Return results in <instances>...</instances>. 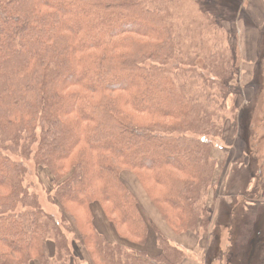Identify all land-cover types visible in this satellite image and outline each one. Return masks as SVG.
<instances>
[{
	"label": "trees",
	"instance_id": "1",
	"mask_svg": "<svg viewBox=\"0 0 264 264\" xmlns=\"http://www.w3.org/2000/svg\"><path fill=\"white\" fill-rule=\"evenodd\" d=\"M173 6L0 0V264H74L75 246L89 264H185L125 171L175 235L208 233L229 154L214 151L239 68L231 46L207 50ZM217 13L206 16L223 32ZM30 163L62 221L28 186ZM94 204L131 246L107 241ZM150 228L156 255L143 249Z\"/></svg>",
	"mask_w": 264,
	"mask_h": 264
},
{
	"label": "rangeland",
	"instance_id": "2",
	"mask_svg": "<svg viewBox=\"0 0 264 264\" xmlns=\"http://www.w3.org/2000/svg\"><path fill=\"white\" fill-rule=\"evenodd\" d=\"M173 5L175 14L181 16L179 21L195 28L200 41L209 42L207 50L215 48L223 52L231 46L239 68L226 98L228 119L219 139L221 146L214 151L217 156L220 149H230L225 169L213 190L214 221L207 233L205 252L198 248L192 255L202 259L199 264H264V0H173ZM208 10L218 11L225 20L221 23L223 32L219 30V22L206 16ZM28 166L27 184L31 191L39 195L46 212L62 221L59 207L49 201L44 185H39L34 164ZM122 178L142 207L153 209L158 229L173 242L180 243V236L169 229L136 176L125 171ZM233 191L240 193L233 197ZM93 208L102 234L112 241L111 231L105 225L109 224L117 240L131 246L115 233L99 205L94 204ZM153 235L156 232L150 228L149 238ZM70 238L78 237L70 234ZM197 240L196 236L192 237L189 244L195 246ZM150 242L149 239L143 249L155 254L157 251L151 248ZM74 251V264H89L88 254L83 255L76 246Z\"/></svg>",
	"mask_w": 264,
	"mask_h": 264
},
{
	"label": "crops",
	"instance_id": "3",
	"mask_svg": "<svg viewBox=\"0 0 264 264\" xmlns=\"http://www.w3.org/2000/svg\"><path fill=\"white\" fill-rule=\"evenodd\" d=\"M228 149H226V150H230L229 149V147H227ZM236 152L237 153H241L239 150H236ZM216 157H219L218 155L216 156ZM229 169V166H228V168H227V170ZM226 171V170H225ZM227 174H229V171H227V173H226V175ZM240 192H237V191H233L232 193H231V196H233V197H236L238 194H239ZM139 200V199H138ZM140 204H141V202H140ZM141 207H142V204H141ZM142 209L144 210V212L150 217V219L152 220V221H154V223L158 226V224H157V216H156V214H155V212L153 211V209L152 208H149V209H147V210H145L143 207H142ZM93 211H94V208H93ZM233 213H234V211H233ZM236 215V213H234V216ZM106 225V227L108 228V229H110V233H111V240L112 241H110L109 239H107V237L105 236V238L107 239V241H109V242H111V243H120V241H118L117 240V238H116V236H114V234H113V230H111V228H109V224H105ZM159 227V226H158ZM160 228V227H159ZM101 232V231H100ZM163 232V231H162ZM102 233V232H101ZM116 233V232H115ZM164 233V232H163ZM202 234V233H201ZM150 235V234H149ZM168 236V235H167ZM196 236V238L198 239L197 240V244L195 245V246H192V245H190L189 243L190 242H192V237H195ZM208 235H207V233L205 234V235H203V236H201V235H199L198 233L197 234H185V235H182V236H180V243H176L175 241V243L176 244H178V245H180L182 248H184V250L186 251V253L188 254V260H187V262L185 263V264H199L200 263V261H202V259H197L194 255H192L193 253H195L196 254V250L198 249V248H201L202 250H203V252H205V248H206V241H207V239H206V237H207ZM169 237V236H168ZM170 239H172L171 237H169ZM149 239H150V243H151V248H153V249H155L157 252L155 253V254H151V255H156V254H158L159 253V250H158V248L156 247V236H152V237H150V238H148V241H149ZM173 241V240H172ZM120 244H123L122 242L120 243ZM148 244V243H147ZM48 253H49V256L51 257V258H53L54 256H55V247H54V244L53 243H51V242H49L48 243ZM200 255V254H199ZM80 256H81V254H80ZM200 256H202V255H200ZM199 258V257H198Z\"/></svg>",
	"mask_w": 264,
	"mask_h": 264
}]
</instances>
